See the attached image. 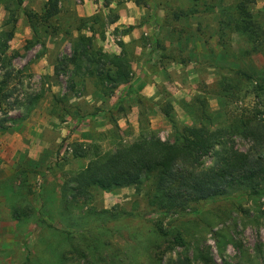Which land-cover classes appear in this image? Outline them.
<instances>
[{"label":"rangeland","instance_id":"rangeland-1","mask_svg":"<svg viewBox=\"0 0 264 264\" xmlns=\"http://www.w3.org/2000/svg\"><path fill=\"white\" fill-rule=\"evenodd\" d=\"M48 2L0 0V264H264V196L242 190L161 213L150 180L112 192L81 184L119 150L173 143L175 122L215 130L249 117L251 81L234 103L222 95L231 67L255 72L240 58L247 40L223 35L217 12L177 20L191 0H90L88 17L85 0H59L48 24L31 22ZM253 10L264 20V0ZM80 35L129 61L131 86L113 80L105 94L67 65ZM234 146L250 144L236 137Z\"/></svg>","mask_w":264,"mask_h":264},{"label":"trees","instance_id":"trees-1","mask_svg":"<svg viewBox=\"0 0 264 264\" xmlns=\"http://www.w3.org/2000/svg\"><path fill=\"white\" fill-rule=\"evenodd\" d=\"M191 1L192 7L188 11L175 14L177 20L217 12L223 35L238 34L247 40L249 48L240 52V58L242 62L249 59L255 68L253 77L242 67H231L232 77L222 80V95L234 103L241 93V81H251L256 100L251 114L229 127L215 130L187 126L178 129L175 122L177 136L173 143L145 142L119 150L90 167L83 176L82 186H98L112 192L140 187L150 180L153 185L148 193L149 204L161 213L185 212L194 204L228 200L242 190L264 196V65L259 68L253 60L259 55L264 57V20L254 13L256 0ZM59 12V0H49L42 15L29 13L27 17L31 22L36 20L37 24L45 26ZM97 18L96 15L79 20L86 23ZM8 36L12 39L13 32ZM68 63L79 71L84 69L86 77L105 94L106 85L113 80L131 86L129 61L96 49L93 39L85 35L79 36L72 59L66 60ZM3 91L0 89V98L6 100L7 95ZM236 137L249 142L247 151L234 146ZM210 157H213V164L207 168L206 160ZM16 216L19 218L20 215ZM94 229L97 230H89V235H93ZM65 234L69 241L73 240L71 233Z\"/></svg>","mask_w":264,"mask_h":264},{"label":"crops","instance_id":"crops-1","mask_svg":"<svg viewBox=\"0 0 264 264\" xmlns=\"http://www.w3.org/2000/svg\"><path fill=\"white\" fill-rule=\"evenodd\" d=\"M86 5L79 11L81 17H88L95 14V10H93L92 6H89L92 4L90 0H85ZM125 22V18L123 17L121 20H119L118 24H123Z\"/></svg>","mask_w":264,"mask_h":264}]
</instances>
